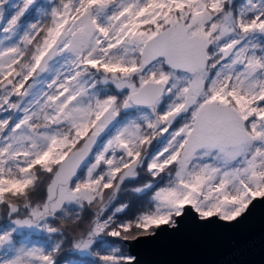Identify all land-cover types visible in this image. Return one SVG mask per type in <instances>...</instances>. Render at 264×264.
<instances>
[{
  "label": "snow or ice",
  "instance_id": "1",
  "mask_svg": "<svg viewBox=\"0 0 264 264\" xmlns=\"http://www.w3.org/2000/svg\"><path fill=\"white\" fill-rule=\"evenodd\" d=\"M0 21V264H60L85 206L67 264H137L109 238L264 200V0H0Z\"/></svg>",
  "mask_w": 264,
  "mask_h": 264
},
{
  "label": "water",
  "instance_id": "2",
  "mask_svg": "<svg viewBox=\"0 0 264 264\" xmlns=\"http://www.w3.org/2000/svg\"><path fill=\"white\" fill-rule=\"evenodd\" d=\"M0 21V26H2ZM175 230L129 244L137 264H264V200L231 225L201 223L188 210Z\"/></svg>",
  "mask_w": 264,
  "mask_h": 264
},
{
  "label": "trees",
  "instance_id": "3",
  "mask_svg": "<svg viewBox=\"0 0 264 264\" xmlns=\"http://www.w3.org/2000/svg\"><path fill=\"white\" fill-rule=\"evenodd\" d=\"M33 15L34 14H30L28 16V18H30L29 20L33 18ZM147 179L148 177L146 175H142L141 177H138L137 180L134 182L126 181V186L128 188H132V187L138 186L139 184L145 182ZM43 197H44V190L41 189L40 192L34 197V199L36 201H39V200H42ZM145 200L146 198L141 199L136 196L130 195L128 192H122V194L118 197V201L121 203H129V208L126 209L124 213L119 214L118 219H131L134 214L138 213L141 210V207L144 205ZM94 211H95L94 208L85 206L83 211L78 212L80 216V220L76 224L72 225V228H75L76 232L85 231L91 219L93 218ZM73 212H76V210L73 209ZM5 222H6V217L4 216V209L2 206H0V224H3ZM72 228L68 229V232L70 233V235L68 236V244H66L65 246V251H63L57 257L60 264H63L65 261H68V260L75 261L78 259L77 256L71 254L67 250L70 247L71 236L75 235V232L72 231ZM109 239H110V242L114 244L116 247L122 248L126 253H131L128 245L120 244L117 238H109Z\"/></svg>",
  "mask_w": 264,
  "mask_h": 264
},
{
  "label": "rangeland",
  "instance_id": "4",
  "mask_svg": "<svg viewBox=\"0 0 264 264\" xmlns=\"http://www.w3.org/2000/svg\"><path fill=\"white\" fill-rule=\"evenodd\" d=\"M20 3H21V0H8V4L11 6H16V5H19ZM12 11H13V7H8V6L5 7V9H4L5 19L8 18V16L12 13ZM28 19H30V18H28ZM2 26H4L3 23H2ZM10 114H11V112H0V119H4ZM13 118L15 119L16 117L13 116ZM70 261H72V260L65 261L63 264H67V262H70Z\"/></svg>",
  "mask_w": 264,
  "mask_h": 264
}]
</instances>
